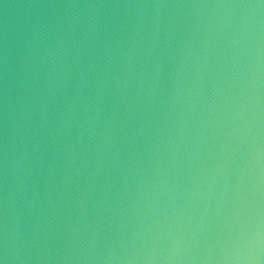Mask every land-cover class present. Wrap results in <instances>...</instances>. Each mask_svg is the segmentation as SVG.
<instances>
[{"label": "water", "instance_id": "water-1", "mask_svg": "<svg viewBox=\"0 0 264 264\" xmlns=\"http://www.w3.org/2000/svg\"><path fill=\"white\" fill-rule=\"evenodd\" d=\"M0 264H264V0H0Z\"/></svg>", "mask_w": 264, "mask_h": 264}]
</instances>
